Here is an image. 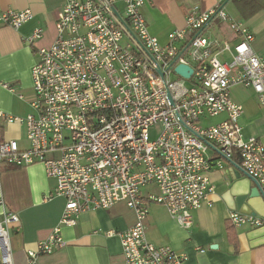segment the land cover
<instances>
[{
  "label": "built area",
  "instance_id": "2783aa9c",
  "mask_svg": "<svg viewBox=\"0 0 264 264\" xmlns=\"http://www.w3.org/2000/svg\"><path fill=\"white\" fill-rule=\"evenodd\" d=\"M123 2L125 14L117 19L116 0H65L55 42L39 49L32 68L33 112L18 118L0 110L5 122L26 126L30 142L22 150L16 140H0V163L41 164L56 181L55 194L45 200L66 201L60 226L27 251V264L64 249L62 227H75L82 212L121 203L132 210L135 224L107 235L120 237L125 264H186V254L147 241L152 205L163 206L181 228L191 229L194 212L215 190L209 174L224 170L226 160H238L264 193V135L244 136V107L231 95L235 85L254 91L264 113V56L253 51L255 37L247 24L221 6L192 5L185 27L162 45L142 13L150 0ZM33 18L31 10H5L0 25L19 30ZM217 19L237 37L235 44L206 36ZM43 37L38 27L24 42L33 46ZM223 53L231 60L222 61ZM178 65L190 67L192 76L176 74ZM173 73L179 79L173 80ZM221 116L225 119L215 125H200ZM156 126L160 132L152 140ZM209 151L218 158L211 159ZM228 219L237 228L264 227V216L234 210ZM19 224L11 212L0 218V264H13L9 237Z\"/></svg>",
  "mask_w": 264,
  "mask_h": 264
},
{
  "label": "crops",
  "instance_id": "0c3cea01",
  "mask_svg": "<svg viewBox=\"0 0 264 264\" xmlns=\"http://www.w3.org/2000/svg\"><path fill=\"white\" fill-rule=\"evenodd\" d=\"M65 0H0V12L5 10H31L33 20L21 29L0 25V110L13 117L25 118L33 112L34 98L32 68L39 60V49L49 48L57 37L56 24ZM234 4V14L229 4ZM192 5L202 10L216 6L224 7L227 14L247 24L254 34L253 51L264 56V10L239 0H150L142 13L149 31L162 45L169 43V34L185 27V17ZM116 11L124 16L123 0H116ZM44 30L42 40L33 46L24 42L35 28ZM212 39H226L235 44L237 37L226 23L215 20L205 32ZM228 62V53L219 55ZM8 84L13 92L6 89ZM251 91L252 103L233 100L244 107L240 124L246 138L264 135V113L257 95ZM232 95V94H231ZM221 120L225 116H221ZM219 121V122H220ZM254 129L253 133L247 131ZM0 140H16L22 150L30 147L26 126L9 124L0 118ZM212 152V153H211ZM217 159L213 151L208 153ZM224 170L214 168L209 174L215 190L208 203L194 212V225L185 230L171 218L160 205H152L147 220V241L157 247H170L186 254V264H264V245L252 247L247 237L253 231L248 226L234 227L229 222L232 210L223 198L229 190L227 171L234 169L229 161H223ZM236 163V162H235ZM237 164V163H236ZM56 181L47 176L41 164L27 167H12L0 163V218L4 213H14L20 224L10 231L9 244L13 264H27V251L38 242L47 239L60 226L66 201L61 197L45 200L55 194ZM135 224V215L125 204L110 210L96 209L82 212L75 227H62V236L67 245L64 249L38 260L39 264H125L121 239L109 237V232H123ZM203 251V252H202ZM1 259V250H0Z\"/></svg>",
  "mask_w": 264,
  "mask_h": 264
},
{
  "label": "water",
  "instance_id": "95a60500",
  "mask_svg": "<svg viewBox=\"0 0 264 264\" xmlns=\"http://www.w3.org/2000/svg\"><path fill=\"white\" fill-rule=\"evenodd\" d=\"M115 16L121 19L117 11ZM175 72L185 79H189L193 74V70L185 65H178ZM232 164L234 169L227 171L229 190L223 195L224 200L232 210L253 216H264V193L259 184L240 166ZM247 237L252 247L264 245V227L254 229Z\"/></svg>",
  "mask_w": 264,
  "mask_h": 264
},
{
  "label": "rangeland",
  "instance_id": "374dc122",
  "mask_svg": "<svg viewBox=\"0 0 264 264\" xmlns=\"http://www.w3.org/2000/svg\"><path fill=\"white\" fill-rule=\"evenodd\" d=\"M235 6H234V4H232V3H230L229 4V10L231 11V12H233V14H234V9L236 8H234ZM234 8V9H233ZM236 10L237 9H235V12H236ZM226 13H228V12H226ZM229 14V13H228ZM231 17V16H230ZM172 79L173 80H177V79H179V77L175 74V73H173L172 74ZM187 85H188V87H190V86H192L193 85V81H187ZM231 94H232V96H233V98L235 99V100H240V101H244V102H247L248 103V105L250 104V103H252V101L250 100V98H249V96H251V91L250 90H248V89H245L243 86H241V85H235V86H233L232 88H231ZM221 118L222 117H218V118H208V119H206V120H203V121H201V123H200V125L201 126H207V125H215V124H217V123H219V121L221 120ZM159 132H160V127H153V128H151V131H150V136H151V139L152 140H155L157 137H158V134H159ZM248 133H253L254 132V129L252 128V130H250V131H247ZM212 153V152H211Z\"/></svg>",
  "mask_w": 264,
  "mask_h": 264
},
{
  "label": "trees",
  "instance_id": "16d2710c",
  "mask_svg": "<svg viewBox=\"0 0 264 264\" xmlns=\"http://www.w3.org/2000/svg\"><path fill=\"white\" fill-rule=\"evenodd\" d=\"M241 2H248L254 5V9L256 10H264V0H239ZM236 160V159H235ZM238 162V160H236Z\"/></svg>",
  "mask_w": 264,
  "mask_h": 264
}]
</instances>
